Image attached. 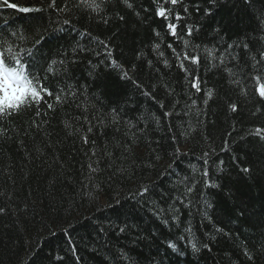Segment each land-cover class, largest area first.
Segmentation results:
<instances>
[{"label": "trees", "instance_id": "16d2710c", "mask_svg": "<svg viewBox=\"0 0 264 264\" xmlns=\"http://www.w3.org/2000/svg\"><path fill=\"white\" fill-rule=\"evenodd\" d=\"M129 2L132 8L122 0H97L99 14L83 8L57 13L48 8L50 0H9L18 7H0L4 47H12L13 55L32 49L39 65L53 68L45 85L67 96L62 105L46 97L55 108L41 105L47 116L36 117L33 108L0 120V264H264V141L253 134L264 129V101L252 79L258 74L252 57L259 59L264 50V32L254 31L264 0L248 8L243 0H183L173 12L193 27V37L184 38L200 46L195 51L167 35L166 21L155 15L159 4ZM63 3L57 0V6ZM20 7L44 11L24 13ZM66 18L71 26L62 23ZM85 30L90 37L79 34ZM40 35L36 50L33 41ZM250 39L259 43L244 50ZM97 40L110 45L111 57L95 55L104 52ZM169 43L201 57L199 65L185 62L200 76V93L177 67ZM78 44L89 51L79 52ZM111 60L121 68L109 66ZM8 66H14L11 55ZM124 72L130 80L122 78ZM152 89L155 100L143 94ZM82 112L108 125L102 136L95 129L88 134L96 141L91 160L85 153L93 145L81 140L87 128ZM206 151L210 156L204 158ZM102 152L110 155L92 173L88 164L97 167ZM205 180L215 186L205 187Z\"/></svg>", "mask_w": 264, "mask_h": 264}, {"label": "snow or ice", "instance_id": "6c2138e0", "mask_svg": "<svg viewBox=\"0 0 264 264\" xmlns=\"http://www.w3.org/2000/svg\"><path fill=\"white\" fill-rule=\"evenodd\" d=\"M123 3L128 8H132V4L129 2V0H122ZM245 7H254L256 3L259 2V0H243ZM153 3L159 4L160 6L156 7L155 9V15L158 18L163 19L166 21V29H167V35L174 38L177 41H181L184 48H191L193 51L198 49L200 46L192 44L189 39H185L184 37H193L194 29L192 26L187 24H182V21L185 19L184 16L180 14L179 11L173 12V9L177 5H183V0H153ZM209 3L212 5H215L217 3V0H209ZM11 7V8H17L18 5L14 3H9V0H2V3H0V7L3 6ZM164 5H171L172 8L165 7ZM48 8L54 10L57 13H65L70 12L72 8H83V9H90L92 12L99 14L101 11V5L100 3H97V0H64V3L61 6H57V0H50V3L48 4ZM262 8H264V5H262ZM196 10L199 11V6L197 5ZM19 11L28 13L30 11H44V9L37 8V9H30L27 7H20ZM145 11H148L145 9ZM182 11L184 13H188L189 9L187 7H183ZM212 12L210 9L205 10V15H211ZM121 20L124 19L123 16L120 17ZM107 23V21H104ZM64 25L71 26L72 21L71 19H64L62 22ZM183 28V33L181 34L180 30ZM199 29H196L195 31H198ZM60 31H63V29H60ZM155 31V30H154ZM217 32H220L221 29H217ZM254 31L258 32H264V14H262L261 20L258 22V26ZM83 36L90 37L91 34L85 30L83 33H79ZM10 35L15 36L16 32H12ZM156 36H159L160 33L158 31L155 32ZM23 39V37H21ZM44 40V36L40 35L38 39H35L33 41V48L38 50L39 45L42 44ZM261 40H264V37H261ZM97 43L102 45L104 52H95V55L100 56L104 55L107 57L112 56V52L110 50V45L102 40H97ZM259 43V41H253L249 40L248 43L243 44V49L248 50L250 48V45ZM7 44V40L3 37H0V120H3L4 118H14L18 117L21 114H23L25 111H30L33 108L35 109L34 115L36 117L40 116H47V111H41V105H45L48 110L54 111L55 108L52 103L49 102L48 98L54 97L57 104H64L67 101V96H62V93H64V89H54L50 86H46L45 82L47 81L49 75L53 73V68L51 65H45L41 66L35 59V52L32 49H28L25 54H22L20 52H17L13 55V49L12 47L5 48L4 45ZM239 47L240 45H236ZM157 49L161 47L159 43L155 46ZM77 48L79 49V52H88L89 49L86 47H81L79 44L77 45ZM167 48L171 49V53L173 57L175 58V61H178L177 67L181 71H183L186 74V79L188 76H191L192 79L190 81L191 88L195 90V92L200 93L202 91L201 89V80L199 74L192 75V73L189 71V68L186 66L187 62L191 65H199L201 63V57L199 55L190 54L188 51H177L175 47L171 43L167 44ZM227 48H233V45L229 44L227 45ZM261 48L264 49V44L261 45ZM77 49H74L73 51H76ZM94 51V50H93ZM205 51L208 52L209 57L215 59L216 57L212 56V50L205 49ZM9 55H11L12 63L14 66L9 67L8 61H9ZM159 55L161 57L164 56V52H160ZM259 59H257L255 56L252 57V60L255 61V63L252 65V68L256 70L258 73L257 75L253 76L252 79L255 81L257 87L255 89L256 95L261 101H264V83H261V80L264 79V50H261L259 53ZM233 59H236V57H232ZM53 64L55 61L52 62ZM63 63V61H61ZM72 63H75V61H72ZM91 63V61L89 62ZM220 63H224L223 54H221ZM246 63V61H245ZM165 66L170 67L169 61L167 59L164 60ZM149 65H151V61H149ZM257 65H262V67L257 68ZM109 66L121 68V66L115 61L111 60ZM228 73L230 75H234L235 73L232 72L231 68L227 69ZM126 79H131L128 77L127 72L123 73V77ZM137 89H143V86L138 81H132ZM236 83H239V81H235ZM154 89L152 90H146L143 91L144 95L149 96L151 99L155 100L156 97L154 96ZM72 97H75L76 93L72 92L70 93ZM209 97H211L212 93L208 92L207 94ZM176 103H179V101H176ZM193 104H195V101H192ZM205 104H207V100L204 101ZM80 105L77 104V108H79ZM160 107L163 108L164 105L160 104ZM230 108L233 112L237 111V105L232 104L230 105ZM87 110L85 109V112ZM116 111V110H113ZM259 111V109H258ZM165 115L171 116L172 113L168 112L165 113ZM255 115V113H254ZM82 119V125H87L86 128V134L81 136L82 143L84 145H88L91 143L93 145V148L89 149L88 153H85L88 155V158L91 160L92 157H97V152L95 150L96 141L95 140H89V135L93 133L94 129L99 132V134L102 136L104 133L100 131L101 128H106L108 125L104 123V120L101 119L98 115H92L91 117L89 115L81 113ZM36 121L33 120V124H35ZM111 123L113 125L117 124L118 121L115 117H113ZM39 127V125H36ZM65 127H68L66 124ZM116 131H119V128H116ZM77 132H79V128L77 129ZM256 137L259 138V140L264 141V129L257 127L254 130L253 133ZM71 135V133H69ZM231 135V133H229ZM228 141H225V145H227ZM222 151H225L226 148H222ZM214 151V150H213ZM90 153V154H89ZM176 153L179 154V148L176 149ZM104 155H110V153H101V157H98L94 162L97 164V167H93V165L90 163L88 164V168L92 173H95L99 170L98 166L101 162V159ZM209 152H204L203 157H209ZM203 163L205 165V168L203 170V176L208 177L209 176V170L207 168L208 165V159H203ZM221 164H223V161H220ZM244 172L250 173L252 172V169L244 168ZM205 187H214L215 185H212L209 181L205 180ZM193 189L189 187L187 189V193H191ZM148 193V189L145 188L143 193H140L141 196ZM187 193H185V196H187ZM178 200H180L181 204H183V199H181L179 196L177 197ZM209 207L211 205H208ZM4 209L0 208V213H3ZM167 223V221H165ZM119 231L123 233L125 231L124 228H120ZM190 232L191 229H188ZM217 231H223L222 229H217ZM181 239H184V237H181ZM168 247L175 250L176 244L175 243H169ZM206 249L210 251V248L207 244L204 245ZM191 248L193 251H199L200 249L197 248L196 243H191ZM245 257L249 261H252L254 259V256L252 254V251L249 249H245L244 253Z\"/></svg>", "mask_w": 264, "mask_h": 264}, {"label": "bare ground", "instance_id": "6f19581e", "mask_svg": "<svg viewBox=\"0 0 264 264\" xmlns=\"http://www.w3.org/2000/svg\"><path fill=\"white\" fill-rule=\"evenodd\" d=\"M28 50V49H27ZM27 50H24V51H27ZM23 50H22V52H24ZM262 83V82H261ZM256 87H257V85H256ZM187 248V247H186Z\"/></svg>", "mask_w": 264, "mask_h": 264}]
</instances>
